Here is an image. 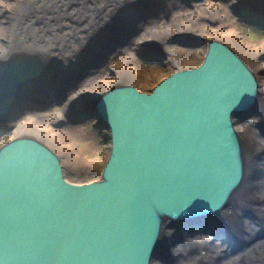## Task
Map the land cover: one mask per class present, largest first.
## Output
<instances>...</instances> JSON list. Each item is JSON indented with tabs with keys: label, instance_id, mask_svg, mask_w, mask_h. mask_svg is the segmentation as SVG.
<instances>
[{
	"label": "water",
	"instance_id": "water-1",
	"mask_svg": "<svg viewBox=\"0 0 264 264\" xmlns=\"http://www.w3.org/2000/svg\"><path fill=\"white\" fill-rule=\"evenodd\" d=\"M121 9L113 15L125 24ZM107 29L120 37L119 28ZM17 56L0 59V129L10 111L34 105L29 99L63 98L56 84L64 69L45 76L37 57ZM64 61L78 79L81 61ZM44 77L55 84L50 96L40 91L52 87ZM257 85L227 45L208 39L199 64L172 71L149 92L117 84L88 97L78 109L109 130L99 178L88 182L68 181L57 154L33 136L2 143L0 264H152L163 255L157 246L166 224H206L244 180L234 116L253 113Z\"/></svg>",
	"mask_w": 264,
	"mask_h": 264
},
{
	"label": "bare ground",
	"instance_id": "bare-ground-1",
	"mask_svg": "<svg viewBox=\"0 0 264 264\" xmlns=\"http://www.w3.org/2000/svg\"><path fill=\"white\" fill-rule=\"evenodd\" d=\"M225 1L213 3L199 0L7 1L8 9L4 12V6L0 8L1 14L4 12V16H9L6 19L9 24H2L0 20L3 25H0V58L4 57L1 55L4 52L8 58L16 54L19 55L16 59L37 57L45 67V76L64 69L59 81L62 87L56 84L60 87L63 98L59 100L60 103L47 104L42 110L22 109V106L10 111L7 127L0 129V145L26 129L44 132L43 124L49 126L47 121L50 118L56 120L57 117H62L64 112L75 111L80 107L82 100L101 94L117 84H130L119 81L133 77L132 60L144 47L162 53L163 60L170 65L181 59L184 62L190 61L188 59L195 50L186 45L189 39H195L201 46L199 53L203 56L207 41L202 40V29L199 32L197 26L192 27L204 9L220 4L229 7L244 4L262 9L264 12V0ZM117 5L121 6L122 14L129 20L125 24H130L135 19L133 24L127 25V31L124 32L120 27L125 24L118 23L113 15V8ZM195 19L193 26L184 22ZM108 22L111 25L107 26ZM224 25L221 24L223 31L220 26H216L212 32L230 42L231 45L220 40L254 75L246 60L240 55L241 51L254 71L258 69L264 74V64H255V60L264 57V41L258 47L250 46L243 41L239 32L228 27L232 25L230 22ZM114 26L119 28L117 33L120 37L116 39L110 38L111 33L107 29ZM97 36L101 40L94 42ZM172 40L175 41L174 44H170ZM103 45L112 47L102 48ZM67 55L76 63L81 61L80 69H84L76 80L71 78L66 67L64 60ZM86 58H93L95 67H91L92 62L86 61ZM68 63L71 65L72 61ZM199 63L200 61L197 64ZM192 65L176 70L196 66ZM44 80H49L52 87L40 89L39 85V89L47 90L44 96H50L55 84L49 77H44ZM257 86L259 95L252 108L257 118H250L251 113L248 115L247 112H243V116H246L243 119L246 120L242 124L243 128L240 131L236 128L246 157L244 180L232 193L223 209L206 217L207 222L200 226V230L196 231L197 227L191 229L167 226L169 231L163 230L157 250L168 260L163 263L155 258L152 264H264V137H259L252 128L253 121L264 123V81ZM29 101L35 103L36 98ZM20 115H23V118H19ZM243 116L236 114L234 117L241 120ZM54 139L58 140L56 137ZM70 147L71 145H65L63 148L67 149L75 161L76 155L74 156ZM260 155L262 158L258 161ZM169 232L175 237L174 233L182 234L177 237L176 244L170 246L166 241V233Z\"/></svg>",
	"mask_w": 264,
	"mask_h": 264
},
{
	"label": "rangeland",
	"instance_id": "rangeland-1",
	"mask_svg": "<svg viewBox=\"0 0 264 264\" xmlns=\"http://www.w3.org/2000/svg\"><path fill=\"white\" fill-rule=\"evenodd\" d=\"M7 1L11 0H0V8L4 6V12L8 9ZM199 1H209L213 3L219 2L220 0ZM225 2L228 3L229 1ZM206 10L204 9L202 15H200L199 17H195L196 19H198L197 21L196 19L192 20L191 22L184 20L185 23H190L191 26H193L194 22L196 21L195 25L192 28H195V26H197L199 32L200 29H202L203 35L201 37L203 41H207L208 39L212 38H218V40H222L226 44H230V42L227 41L226 38L220 35L219 37L212 32V30L216 26H220L221 28V24L224 25V23L227 22H230L232 24L228 27H232L237 32H239V35L241 36V38H243V41L248 43V45L258 47L264 41V12L262 11V9H256L251 5L244 4L236 6L230 5V7L220 4L216 7L207 8ZM180 11H184V9H180ZM4 12L3 14L0 13L1 23L9 24V21L6 22V19L9 16H4ZM1 23L0 25L3 26ZM222 29L223 28H221V30ZM172 41L170 44L175 43V41ZM195 41V39H189V42L187 43L188 45H186L188 48H192L195 50V53L191 54V58L188 59L186 57L190 61L184 62L180 58L181 60L176 61L170 65L166 64V62L163 60L162 53H158V51L153 50L149 47L142 48V50L137 55H135L132 60V62H134L132 70L133 77L130 76V78L119 82L134 84V86L138 90L149 92L158 83V81L169 75L171 73V70L173 71V69L176 70L177 68L190 66L192 64L196 65L200 61V59L202 58V55H200L199 53L201 46H199V44ZM196 51H198V53H196ZM1 55L4 56L3 58H6L5 52ZM240 55L246 60L252 71L255 73L258 84L264 81L263 72L258 69L254 71L252 65L248 62V59L246 58L244 52L241 51ZM255 64H264V57H259V59L255 60ZM49 100L50 99H46L44 101L48 102ZM60 101L55 99H51V101H49L48 103H40L37 101L36 103H34V105H32V107L28 108H31L33 110H42L47 107V104L60 103ZM83 103L84 102L82 100L80 105H85ZM78 108L75 109V111H70L67 113L64 112L63 116L57 117L56 120L50 118L49 121H47L49 123V126L43 124L45 127L43 129L44 132L26 129L25 131H22L21 134L33 136L41 140L48 147L52 148V150L59 157L63 169V174L68 180L73 182H88L99 178L100 169L108 153L109 130L105 125L97 122V114L93 115L89 110H87L88 113H85V110ZM249 117L257 118V115L253 112L249 115ZM19 118H23V115H20ZM243 119L244 118L239 120L234 117V124L236 125L235 127L239 131L242 130V124L246 121ZM252 128L259 137H264V123L262 121H253ZM9 134L10 133H8V135ZM55 137L58 138V140H55ZM65 145H71L70 148L72 149V152H74V156L76 155L75 161L71 154L67 151V149L63 148ZM261 158L262 157L260 155L258 161H260ZM167 226L168 225L166 224L163 227V230L169 231V228ZM172 227L177 228V226L175 225H173ZM180 230L181 228H179V231ZM198 230H200V226L196 231ZM174 234L176 235V237L173 236L170 232L166 233V241L169 246L170 244H176L175 241H177V237L182 235L179 233ZM157 258L159 259V262L163 263H166L168 260L165 255Z\"/></svg>",
	"mask_w": 264,
	"mask_h": 264
},
{
	"label": "flooded vegetation",
	"instance_id": "flooded-vegetation-1",
	"mask_svg": "<svg viewBox=\"0 0 264 264\" xmlns=\"http://www.w3.org/2000/svg\"><path fill=\"white\" fill-rule=\"evenodd\" d=\"M37 139V138H36ZM39 140V139H38Z\"/></svg>",
	"mask_w": 264,
	"mask_h": 264
}]
</instances>
